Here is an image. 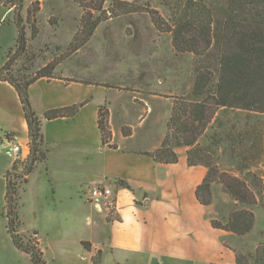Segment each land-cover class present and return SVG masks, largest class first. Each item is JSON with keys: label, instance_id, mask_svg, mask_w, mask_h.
Instances as JSON below:
<instances>
[{"label": "rangeland", "instance_id": "rangeland-1", "mask_svg": "<svg viewBox=\"0 0 264 264\" xmlns=\"http://www.w3.org/2000/svg\"><path fill=\"white\" fill-rule=\"evenodd\" d=\"M4 1V6L0 7L1 69L7 65L14 77L24 75L32 78L48 64L58 62L54 77H64L68 81L83 79L109 88V99L115 114L112 127L125 136L134 134L135 148L152 146L161 136L165 140L174 106L188 96L193 86L196 57L177 53L172 46L171 34L158 31L147 11L129 13L127 6L130 3L150 7L168 21L169 12L163 0H107L103 7L106 11L113 1L122 4H114L116 14L108 12L107 20L100 24L92 38L72 54H68V49L75 36L79 35L83 19L87 16V11L76 0ZM81 1L93 8L95 6L94 0ZM225 1L206 0L211 6ZM14 5L13 14L9 16L7 9ZM20 20L28 41L25 54L18 52L17 31L11 26ZM32 21H35V38L30 26ZM217 55L212 51L203 60V67L211 73L216 72ZM213 123L200 144L208 151L219 173L241 179L256 195L257 204L246 208L253 212L255 221L246 236L230 234L233 237H222L215 243L214 240H206V247L183 253L190 264H210L227 259L228 252L221 247L225 242L245 255L254 253L257 246L264 243V202L255 187V182L264 181V115L221 109ZM185 149H176L181 161L178 166L168 168L169 183L150 188L147 192L152 202L138 210V216L144 215L147 219L142 233L153 244L165 223L167 232L171 231L172 223H178L183 231L182 239H192L193 234L206 235L210 231L211 219L224 222L231 212L244 208L225 192L218 178L212 188L211 206L207 209L200 207L195 199L194 183L197 180L188 173ZM96 167L95 164L93 169ZM21 169L19 166V172ZM251 177L253 181L249 179ZM28 178L27 184L24 183L26 178L18 181L13 178L18 184L20 197V237L25 243L35 241L44 252L47 264H85L82 259L84 246L80 240L90 236V231L85 228L86 216L90 211L88 199L91 191L99 186L96 172L52 173L48 166L39 164ZM5 183L0 180V264H31L30 257L16 248L7 229ZM102 187L111 189L115 201H120L119 186L114 180L103 183ZM131 190L138 201L146 199L147 194L142 189ZM101 209L108 221L115 219L116 204L109 205L107 202ZM34 232L38 236H34ZM189 232L193 234H187ZM83 243L91 247L90 243ZM163 257L160 252L153 253L152 264L156 261L159 264H174L173 260ZM105 264H111L109 254L105 257Z\"/></svg>", "mask_w": 264, "mask_h": 264}, {"label": "trees", "instance_id": "trees-1", "mask_svg": "<svg viewBox=\"0 0 264 264\" xmlns=\"http://www.w3.org/2000/svg\"><path fill=\"white\" fill-rule=\"evenodd\" d=\"M107 0H94L95 6H88L76 0L87 16L84 17L79 35L68 49V54L77 52L92 38L96 29L107 19V13L117 12L113 1L108 10H104ZM4 0L0 5L4 6ZM98 4V5H96ZM115 4V5H114ZM169 12L166 21L156 11L141 5L128 3L129 13L147 11L155 28L163 34H171L172 46L177 53H188L196 57L194 83L188 96L173 108L168 121V133L160 149L153 153H139L151 157L155 163L175 165L179 162L176 151L187 148V164L190 167L201 166L207 170L202 183L196 188L197 201L205 208L212 204V188L215 179L220 180L226 193L244 208L234 210L224 222L211 219L213 229L221 230L235 236L248 235L254 226L255 216L246 208L257 204L256 195L241 179L227 173H219L208 151L201 146L200 140L216 120L221 109L250 111L264 115V0H226L221 5L211 6L206 0H163ZM11 6L10 8H15ZM99 13L95 16L94 13ZM18 18V16H17ZM30 22V19H28ZM35 21H32V35L36 37ZM18 29L16 48L20 54L28 49L26 31L20 20L15 22ZM212 51L216 57V72L211 73L203 67V60ZM60 63L53 62L40 69L32 78L22 75L14 77L6 65L0 68V81L8 82L17 91L29 131L30 153L23 163H14L6 174L5 216L7 229L17 249L30 257L31 264H47L44 252L39 245L28 240L26 243L19 234L18 184L36 170L39 164H47L49 149L43 134V120L52 121L76 116L84 103L46 111L41 119L33 109L29 87L36 81L53 79L54 71ZM107 106H100L98 127L104 146L109 145L112 132L109 124ZM19 166L22 168L19 172ZM13 178L16 181H13ZM253 177L249 178L251 181ZM116 184L129 188L123 181ZM255 187L264 202V181L255 182ZM90 249L87 243H83ZM92 264H101L100 252L92 259ZM236 264H264V243L257 246L252 254H236Z\"/></svg>", "mask_w": 264, "mask_h": 264}, {"label": "crops", "instance_id": "crops-1", "mask_svg": "<svg viewBox=\"0 0 264 264\" xmlns=\"http://www.w3.org/2000/svg\"><path fill=\"white\" fill-rule=\"evenodd\" d=\"M6 13L9 16L12 15L13 8L7 9ZM11 26L16 28L15 36L18 37L16 25L12 23ZM29 93L32 107L41 119L46 111L85 104L73 118L43 120V134L49 149L48 162L45 165L51 169L52 173L64 171L82 174L95 171L99 178V186L96 187H102L103 183L109 180H114L115 184L117 180H121L129 187L118 185L120 201L117 203L116 217L111 221L107 220L101 207L94 206L88 199L90 211L86 216L87 227L85 228L90 231V236L88 239L80 240L82 246V242L91 244L90 249L84 247L86 251L84 248L82 251L85 264H92V259L99 252L101 264H105L107 254L110 256L111 264H152L153 253L156 252H160L163 258L173 260L174 264H190L189 258L186 256L185 259L183 253H192L206 247V240L210 242L214 240L215 243V240L221 241L222 237L232 236L211 226L206 234L211 238L205 234L195 236L189 232L187 234L194 236L192 235V239L186 237L184 240L182 239L183 231L178 223H172V229L168 232L165 230L167 225L165 223V227L162 226L160 229L158 240L153 244L151 239H146L142 233L147 219L144 215L139 217L138 210L152 202L147 192L150 188L169 183L168 168L178 166L181 159L179 157V162L175 165H164L155 163L150 157H142L139 153L155 152L162 145L164 136H161L152 146H146L145 149L135 148L134 134L125 136L112 127L115 118L113 104L109 99V88L102 85L86 82L83 79L68 81L64 77L42 78L29 87ZM100 106H107L109 110V124L112 132L109 145L116 149L103 145L98 127ZM9 140H14L22 147L21 159L24 161L30 153V148L29 131L23 107L16 89L8 82L0 81V180L4 182H6V174L14 164L13 160L5 154ZM186 152L187 149L184 150V155L188 173L197 180L194 183L196 191L205 178L207 170L201 166L190 167L187 164ZM177 153L179 156V151ZM95 164L97 167L94 170ZM160 169L163 172L161 174ZM135 188L142 189V192L147 194L146 199L138 201L131 190ZM197 203L204 208L198 201ZM166 216L165 221H167ZM34 236H38V233L34 232ZM221 247L227 250V259L210 264H236V254L240 253L239 250L229 246L228 242L223 243ZM156 264H159V261H156Z\"/></svg>", "mask_w": 264, "mask_h": 264}, {"label": "built area", "instance_id": "built-area-1", "mask_svg": "<svg viewBox=\"0 0 264 264\" xmlns=\"http://www.w3.org/2000/svg\"><path fill=\"white\" fill-rule=\"evenodd\" d=\"M5 154L7 157H9L11 160H13L14 163H22L24 162L21 159L22 155V147L16 143L14 140H9L7 147L5 148ZM91 203L96 207H102L106 205L108 202L109 205H115L117 206V202L113 198V193L111 189L107 187H96L91 191L90 196Z\"/></svg>", "mask_w": 264, "mask_h": 264}]
</instances>
